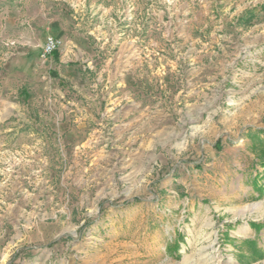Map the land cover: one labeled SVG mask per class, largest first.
Here are the masks:
<instances>
[{
  "label": "rangeland",
  "instance_id": "374dc122",
  "mask_svg": "<svg viewBox=\"0 0 264 264\" xmlns=\"http://www.w3.org/2000/svg\"><path fill=\"white\" fill-rule=\"evenodd\" d=\"M132 39L165 122L105 181L90 143L117 135L88 126L73 161L57 109L104 120L94 93ZM260 141L264 0H0V264H264Z\"/></svg>",
  "mask_w": 264,
  "mask_h": 264
},
{
  "label": "crops",
  "instance_id": "0c3cea01",
  "mask_svg": "<svg viewBox=\"0 0 264 264\" xmlns=\"http://www.w3.org/2000/svg\"><path fill=\"white\" fill-rule=\"evenodd\" d=\"M238 1L242 2L244 0ZM53 32L52 35L60 40L61 47L63 44L62 35L57 30ZM145 50L146 46L136 42L134 39H132L130 44L123 40L119 44V54L116 58H113L111 63L106 62L107 83H109L112 90L105 94L94 93L98 103L102 99L105 101V110L101 111V113L104 112L105 114L104 120H98L94 114L88 113L79 102H73L74 106L71 108L65 104L57 109L59 119L57 129L60 135L63 136L61 148H63L64 155L73 153V161L80 159L77 151L68 152L66 150L70 146L80 148V146L86 145L85 141L79 137L80 135L76 134H80L88 126H94L90 129L92 132H103V129H106V133L110 130L117 135L114 140L106 137L104 141L96 139L90 143L91 146L97 148L99 147L97 144L101 142L106 148L102 151L101 149H96L92 160L95 170L100 165L103 167V164H105V181H108L113 173L112 158L115 147L122 150L123 161L130 159L127 156L125 157V155H128L127 152L130 146L140 149L139 154L142 155L147 147V126H152L154 132L158 133L161 132L163 122H165L164 116L166 115L163 114L162 103L158 101L157 104L151 105L147 102V93L144 87L146 74ZM73 56L74 60L78 58L76 50ZM57 60L63 62L62 60L65 59L61 60L58 57ZM69 60L72 59H66V61ZM67 76L65 75V77ZM136 81L137 83H135ZM72 137H74V140L73 143H70ZM100 147L102 146L100 145ZM79 163L80 161L77 162V164ZM109 164L111 167L108 168Z\"/></svg>",
  "mask_w": 264,
  "mask_h": 264
},
{
  "label": "built area",
  "instance_id": "2783aa9c",
  "mask_svg": "<svg viewBox=\"0 0 264 264\" xmlns=\"http://www.w3.org/2000/svg\"><path fill=\"white\" fill-rule=\"evenodd\" d=\"M60 45L61 42L57 37L53 36L52 34H48L44 39L43 45L41 46L40 56L42 58L48 57L58 50Z\"/></svg>",
  "mask_w": 264,
  "mask_h": 264
},
{
  "label": "trees",
  "instance_id": "16d2710c",
  "mask_svg": "<svg viewBox=\"0 0 264 264\" xmlns=\"http://www.w3.org/2000/svg\"><path fill=\"white\" fill-rule=\"evenodd\" d=\"M249 12L250 11H247V14ZM53 54H54L55 57H57L56 51ZM260 145H261V148H260V150L257 153V159H258V161L260 163V166L264 168V142L260 141Z\"/></svg>",
  "mask_w": 264,
  "mask_h": 264
}]
</instances>
